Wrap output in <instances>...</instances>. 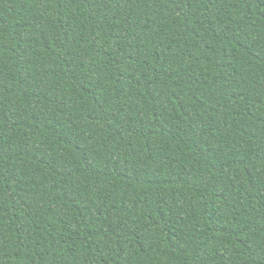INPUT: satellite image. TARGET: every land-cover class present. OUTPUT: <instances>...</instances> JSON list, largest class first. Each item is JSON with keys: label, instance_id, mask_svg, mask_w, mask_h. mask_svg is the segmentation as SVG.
Instances as JSON below:
<instances>
[{"label": "trees", "instance_id": "trees-1", "mask_svg": "<svg viewBox=\"0 0 264 264\" xmlns=\"http://www.w3.org/2000/svg\"><path fill=\"white\" fill-rule=\"evenodd\" d=\"M0 264H264V0H0Z\"/></svg>", "mask_w": 264, "mask_h": 264}]
</instances>
